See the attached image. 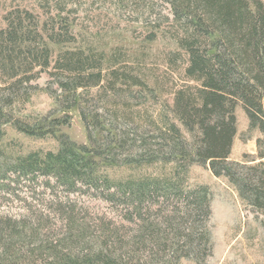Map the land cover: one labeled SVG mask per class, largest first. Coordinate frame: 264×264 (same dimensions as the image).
<instances>
[{"label":"trees","instance_id":"trees-1","mask_svg":"<svg viewBox=\"0 0 264 264\" xmlns=\"http://www.w3.org/2000/svg\"><path fill=\"white\" fill-rule=\"evenodd\" d=\"M164 2L173 17L172 39L183 54L172 58L182 59L179 76L185 84L172 94L171 116L159 121L148 111L138 118L130 105L136 98H145L147 104L155 101V87L139 75L113 69L120 59L116 53L80 47L73 22L61 10L41 23L28 10L12 9L1 17L0 8V194L14 196L41 178L48 186L52 180L57 199L56 188L64 198L89 192L109 201L117 198L146 224L145 206L152 203L176 200L185 204L190 217L210 214L207 189L183 188L191 167L201 166L227 180L243 203L263 215L264 224V0ZM43 74L50 83L42 90L54 109L27 120L17 117L15 105L31 101L38 90L34 83ZM102 90L106 97L93 105ZM238 109L246 116L248 132L260 135L257 158L250 161L230 160ZM75 113L86 128L88 144L72 141L61 131L71 125ZM7 126L27 138H52L58 150L11 157L2 147ZM119 156L133 169L171 165L172 170L164 179L113 182L106 172L119 165ZM64 210L61 214L69 219L73 210ZM146 226L150 233L153 229ZM23 232L0 220V264L38 262L20 252ZM58 247L42 263L134 264L101 251L63 255Z\"/></svg>","mask_w":264,"mask_h":264},{"label":"rangeland","instance_id":"rangeland-1","mask_svg":"<svg viewBox=\"0 0 264 264\" xmlns=\"http://www.w3.org/2000/svg\"><path fill=\"white\" fill-rule=\"evenodd\" d=\"M0 8L1 17L12 9L28 10L41 23L61 10L62 16L73 22L80 47H94L107 55L116 53L120 59L113 69L139 75L155 87V101L147 104L145 98H136L130 104L138 118L147 116L146 111L156 121L171 116L172 94L185 82L179 76L184 69L182 59L175 62L172 58L181 52L171 36L173 17L164 0H0ZM3 26L0 19V28ZM49 83L47 74L34 83L38 90L31 101L15 105L17 117L27 120L54 109L51 97L42 90ZM104 93L102 90L92 104L105 98ZM236 114L238 135L230 160L256 159V140L260 135L248 132L241 109ZM61 131L72 141L88 144L86 128L78 113L73 115L71 125ZM6 132L2 147L11 157L57 152L59 147L52 138H27L11 126L6 127ZM117 159L119 165L106 172L113 182L164 179L172 170L171 165L133 169L124 165L121 156ZM50 183L46 185L41 178L28 191L23 189L14 196L0 194V220L23 228L26 239L19 245L20 252L27 257L32 254L38 261L36 264H44L56 246L63 255L101 251L134 264H264L263 215L243 203L227 180L216 178L208 168L192 166L183 188L186 192L208 190L209 215L204 212L190 217L185 204L176 200L163 205L152 203L145 206L149 216L146 224L131 214L132 208L117 202V198L109 201L107 196L92 192L73 193L64 198L62 190L56 188L57 199L52 191L54 182ZM63 210L65 213L73 210L70 220L61 214ZM146 225L153 229L150 233Z\"/></svg>","mask_w":264,"mask_h":264}]
</instances>
